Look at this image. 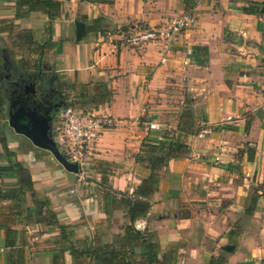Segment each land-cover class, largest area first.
<instances>
[{
	"label": "crops",
	"instance_id": "crops-1",
	"mask_svg": "<svg viewBox=\"0 0 264 264\" xmlns=\"http://www.w3.org/2000/svg\"><path fill=\"white\" fill-rule=\"evenodd\" d=\"M55 1L49 33L42 12L21 17L15 0H0V264H141L138 247L124 253L130 222L118 192L141 185L143 144L167 132L190 154L162 168L134 223L159 264H264V0ZM179 14L195 23L166 52L126 43ZM33 47L50 65L38 74L73 84L77 110L120 120L79 173L8 126L4 76L27 75ZM183 115L198 134L181 132Z\"/></svg>",
	"mask_w": 264,
	"mask_h": 264
},
{
	"label": "trees",
	"instance_id": "trees-1",
	"mask_svg": "<svg viewBox=\"0 0 264 264\" xmlns=\"http://www.w3.org/2000/svg\"><path fill=\"white\" fill-rule=\"evenodd\" d=\"M96 2L104 3L102 0H96ZM17 9L20 12L21 17H27L32 12H42L48 20L49 33L53 21L58 16L60 11L61 4L55 0H15ZM244 13H254V11H249L247 8L243 9ZM97 21V20H96ZM42 49V47H41ZM42 55L40 54L38 60L35 62L36 70L40 69ZM4 100L0 97V109L3 106ZM185 120L180 119L178 128L180 125L183 129L180 128L181 132L185 134L196 135L201 130L199 127H194L193 122H191L189 115H183ZM56 116L53 117V122ZM175 133V132H174ZM171 132L164 134L163 139L155 144L146 143L143 144L145 150L137 159L142 162H146L149 166V174L142 180V183L137 187L131 196H128L127 193L120 194L123 199L122 203L126 208V215L130 222L129 226L126 227L125 232V246L124 253L126 254L129 251L130 247H138L140 249L141 264H159L157 259L158 247L151 243L147 238L145 233L135 230L134 223L136 220L144 217L149 210V203L144 198L150 196L155 185L159 181L160 171L164 168L169 161L177 160L187 157L190 154L189 146L180 139V136H175ZM53 138L56 136L55 129L52 128ZM57 148L61 146L56 142ZM251 152V150H248ZM61 154L68 159L66 153L61 151ZM264 195V190H263ZM63 229V228H62ZM145 237V238H144ZM136 243V244H135ZM129 245V246H128ZM88 252V251H87ZM86 252V253H87ZM94 253H97L93 251ZM111 256H115V251L110 252Z\"/></svg>",
	"mask_w": 264,
	"mask_h": 264
},
{
	"label": "built area",
	"instance_id": "built-area-1",
	"mask_svg": "<svg viewBox=\"0 0 264 264\" xmlns=\"http://www.w3.org/2000/svg\"><path fill=\"white\" fill-rule=\"evenodd\" d=\"M195 19L187 14H179L171 18L159 30H143L127 34L126 43L131 46H142L148 43H161L163 51H167L170 44L186 28L194 25ZM190 53V51H189ZM162 62L166 59L162 58ZM120 120L108 114L84 112L74 107H64L60 124L56 127L55 142H58L68 157V161L83 165L85 155L90 146L107 130L114 129ZM151 130L158 129L155 124H150ZM208 130L200 132L199 137L208 134Z\"/></svg>",
	"mask_w": 264,
	"mask_h": 264
},
{
	"label": "water",
	"instance_id": "water-1",
	"mask_svg": "<svg viewBox=\"0 0 264 264\" xmlns=\"http://www.w3.org/2000/svg\"><path fill=\"white\" fill-rule=\"evenodd\" d=\"M76 38L80 39L84 32L83 23H74ZM31 89V95L36 94L35 83L24 86ZM8 100V126L18 135L28 139L36 148L50 152L55 160L69 173H79L80 166L76 162L68 161L57 148L52 136L53 117L56 113H51L50 109L44 111L40 104L33 97H25L22 100ZM233 246L224 247L226 251H232Z\"/></svg>",
	"mask_w": 264,
	"mask_h": 264
},
{
	"label": "flooded vegetation",
	"instance_id": "flooded-vegetation-1",
	"mask_svg": "<svg viewBox=\"0 0 264 264\" xmlns=\"http://www.w3.org/2000/svg\"><path fill=\"white\" fill-rule=\"evenodd\" d=\"M9 81L7 82L5 91L9 100H22L25 97H33L44 111L50 109L51 113L56 111L55 116L61 111L65 105L63 94L55 88L54 77L47 72H39L37 80L28 75L17 74V77L10 79L9 74L4 76ZM35 83L36 94L31 95V89H25V85ZM40 83V84H39Z\"/></svg>",
	"mask_w": 264,
	"mask_h": 264
},
{
	"label": "rangeland",
	"instance_id": "rangeland-1",
	"mask_svg": "<svg viewBox=\"0 0 264 264\" xmlns=\"http://www.w3.org/2000/svg\"><path fill=\"white\" fill-rule=\"evenodd\" d=\"M9 44H12V43H9ZM9 48L10 45H9ZM30 55L28 54L27 57H24V59H26V64L28 65V73L27 75L30 76L31 78H34L36 79L37 78V75H38V71L39 70H36L35 68V62H36V58H38L36 55L32 54V52L36 53L37 50L35 49V47H33L30 51ZM19 60L21 58V56H18ZM48 67H50L49 64H46V66H44L43 64L40 66V69H47ZM49 74V73H48ZM51 75V74H49ZM53 77V75H51ZM37 80V83H38V79ZM40 84V83H39ZM55 88L61 93L63 94V98L65 100V105L64 107H79V104L78 102L76 101V99H78V95H76V92H74L73 90V84L69 83V82H64V84H56L55 83ZM64 107L61 109V111L57 114L54 122H53V128L56 129V127L59 126L60 124V119H61V115H62V111L64 109ZM59 151H63V148L60 146L59 147Z\"/></svg>",
	"mask_w": 264,
	"mask_h": 264
}]
</instances>
